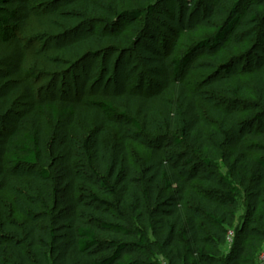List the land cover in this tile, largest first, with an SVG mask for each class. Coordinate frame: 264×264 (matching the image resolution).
<instances>
[{"label":"trees","instance_id":"1","mask_svg":"<svg viewBox=\"0 0 264 264\" xmlns=\"http://www.w3.org/2000/svg\"><path fill=\"white\" fill-rule=\"evenodd\" d=\"M108 1L116 13L119 0H71L68 5L81 8L85 16L101 17L98 5ZM248 1L215 0L205 21L196 24H214L215 32L172 58V71L165 73L158 90L129 91L101 101H45L25 109L21 129L7 133L0 128V191H7L12 176L22 170L40 168L41 179H53V200L43 197L44 213L25 212L19 238L8 237L13 253L6 259L0 252V264H257L264 246V143L259 142L264 133L227 153L237 137L232 117L209 107L208 119L181 80L196 51L241 48L239 13ZM225 6L230 11L223 20L219 11ZM255 7L247 3L245 12L252 13L261 36L264 14H254ZM30 18L28 0H0V43L16 40ZM254 51L264 56L260 44ZM231 66H219L218 75H223L213 84L205 82V88L233 98L247 96L245 85L232 80ZM261 66L254 75L252 102L258 114L250 123L260 122L264 129ZM18 91L0 87V106ZM48 122L53 134L45 143ZM125 126L137 133L129 135ZM111 131L119 137L114 158L104 144ZM136 142L147 152L141 170L131 164L127 150L128 143ZM75 144L84 152L91 183L80 179ZM242 193L245 211L237 217ZM229 231L233 242L224 254Z\"/></svg>","mask_w":264,"mask_h":264},{"label":"rangeland","instance_id":"2","mask_svg":"<svg viewBox=\"0 0 264 264\" xmlns=\"http://www.w3.org/2000/svg\"><path fill=\"white\" fill-rule=\"evenodd\" d=\"M70 1L28 0L31 18L26 27L16 40L0 43V87L19 90L9 103L0 106V128L7 133L23 127L21 118L27 107L45 101H101L129 91L158 90L165 73L172 71V58L182 57L195 42L212 35L216 28L208 22L196 26L205 21L208 8L215 0H203L201 4L196 0H119L114 8L117 15L108 1L98 5L104 13L101 17L85 16L81 8L69 7ZM251 2L256 5L252 10L254 14L263 15L264 4L260 5L257 0L247 3ZM247 3L241 6L239 13L243 20L237 33L241 48L231 52L196 51L181 79L197 96L199 109L208 119H211L209 107L220 108L232 117L237 137L226 149L229 154L238 149V142L246 146L264 133L262 123H250L258 114L252 103L258 64L262 63L260 69L264 72V56L261 51L252 52L258 44L261 50L264 48V35L257 34L250 20L252 13L246 15ZM229 11L226 6L219 11L223 20ZM133 12L138 13L137 19H133ZM121 13L127 15L120 16ZM223 64L232 65L231 78L245 85L247 96L233 98L205 88V82L213 84L223 75H218V67ZM48 126L45 143L53 134L50 122ZM125 128L129 135L137 133L131 126ZM135 138L141 142L139 136ZM259 142L264 143V139ZM104 144L109 156L117 157L116 131L109 132ZM75 149L81 181L93 182L83 150L78 144ZM127 150L131 164L141 170L147 158L143 146L128 143ZM249 153L254 154L251 150ZM216 162L220 172L225 174L223 161ZM39 171L40 168L15 173L9 189L0 191V252L6 254V259L13 253L8 237L19 236L17 232L25 212L44 213L43 197L53 200V179H41ZM245 204L242 193L237 200V217L244 214ZM228 250L229 246H224L223 253Z\"/></svg>","mask_w":264,"mask_h":264},{"label":"built area","instance_id":"3","mask_svg":"<svg viewBox=\"0 0 264 264\" xmlns=\"http://www.w3.org/2000/svg\"><path fill=\"white\" fill-rule=\"evenodd\" d=\"M232 242H233V232L229 231L226 236V245L230 247ZM257 264H264V246L258 255Z\"/></svg>","mask_w":264,"mask_h":264}]
</instances>
